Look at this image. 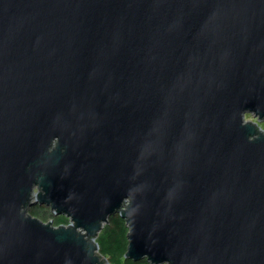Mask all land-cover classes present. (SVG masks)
Wrapping results in <instances>:
<instances>
[{
  "label": "water",
  "instance_id": "1",
  "mask_svg": "<svg viewBox=\"0 0 264 264\" xmlns=\"http://www.w3.org/2000/svg\"><path fill=\"white\" fill-rule=\"evenodd\" d=\"M263 123L264 0H0V264H264Z\"/></svg>",
  "mask_w": 264,
  "mask_h": 264
},
{
  "label": "trees",
  "instance_id": "2",
  "mask_svg": "<svg viewBox=\"0 0 264 264\" xmlns=\"http://www.w3.org/2000/svg\"><path fill=\"white\" fill-rule=\"evenodd\" d=\"M264 128V125H261ZM40 206H37L35 210H32L33 216H39L38 210ZM45 221L47 218H44ZM69 219L65 216H56L53 224L56 226L68 225ZM128 227L126 222L119 215L110 218V223L104 227L100 233L97 241L100 246V251L104 254L111 264H150L147 260L135 262L131 259L125 258V253L128 246Z\"/></svg>",
  "mask_w": 264,
  "mask_h": 264
},
{
  "label": "rangeland",
  "instance_id": "3",
  "mask_svg": "<svg viewBox=\"0 0 264 264\" xmlns=\"http://www.w3.org/2000/svg\"><path fill=\"white\" fill-rule=\"evenodd\" d=\"M249 116L247 114L246 118L247 119H251L253 121H257V119L252 117V115H249ZM33 210H35V208ZM38 212H39V216H35V217L43 220L44 222H50V221H52V222L54 221L55 222L56 215L48 207L40 206V209L38 210ZM30 213L32 214V210H30ZM44 218H47L46 221H45Z\"/></svg>",
  "mask_w": 264,
  "mask_h": 264
},
{
  "label": "flooded vegetation",
  "instance_id": "4",
  "mask_svg": "<svg viewBox=\"0 0 264 264\" xmlns=\"http://www.w3.org/2000/svg\"><path fill=\"white\" fill-rule=\"evenodd\" d=\"M247 116V115H246ZM248 116H249V114H248ZM250 117V116H249ZM262 125H264V123L262 124ZM37 206H32L31 207V210H33L34 208H36Z\"/></svg>",
  "mask_w": 264,
  "mask_h": 264
},
{
  "label": "bare ground",
  "instance_id": "5",
  "mask_svg": "<svg viewBox=\"0 0 264 264\" xmlns=\"http://www.w3.org/2000/svg\"><path fill=\"white\" fill-rule=\"evenodd\" d=\"M54 214H55V213H54ZM55 215H56V214H55ZM56 216H58V215H56ZM66 218H67V217H66ZM42 221H43V220H42ZM69 221H70V220H69ZM51 222H52V221H51ZM52 223H53V222H52ZM69 224H70V223H69ZM69 224H68V225H69ZM55 226H56V225H55Z\"/></svg>",
  "mask_w": 264,
  "mask_h": 264
}]
</instances>
